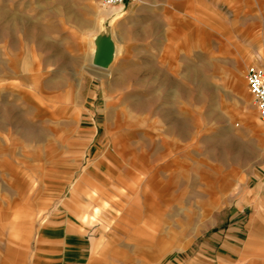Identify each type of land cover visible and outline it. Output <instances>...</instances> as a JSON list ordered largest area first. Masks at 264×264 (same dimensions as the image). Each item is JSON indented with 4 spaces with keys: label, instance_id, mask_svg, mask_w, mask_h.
Instances as JSON below:
<instances>
[{
    "label": "rangeland",
    "instance_id": "374dc122",
    "mask_svg": "<svg viewBox=\"0 0 264 264\" xmlns=\"http://www.w3.org/2000/svg\"><path fill=\"white\" fill-rule=\"evenodd\" d=\"M263 17L264 0H0V264H264L246 83Z\"/></svg>",
    "mask_w": 264,
    "mask_h": 264
},
{
    "label": "built area",
    "instance_id": "2783aa9c",
    "mask_svg": "<svg viewBox=\"0 0 264 264\" xmlns=\"http://www.w3.org/2000/svg\"><path fill=\"white\" fill-rule=\"evenodd\" d=\"M139 0H102L105 8H115L127 4H136ZM246 83L252 95L258 115L264 121V69L252 66L246 73Z\"/></svg>",
    "mask_w": 264,
    "mask_h": 264
},
{
    "label": "bare ground",
    "instance_id": "6f19581e",
    "mask_svg": "<svg viewBox=\"0 0 264 264\" xmlns=\"http://www.w3.org/2000/svg\"><path fill=\"white\" fill-rule=\"evenodd\" d=\"M117 19H121L122 15L118 14L116 15ZM111 17V16H110ZM115 18V17H114ZM116 33L113 30V32L110 34L108 31H106L105 29H101L95 36L93 39V50H92V55H91V62L93 64V60H94V56H95V52L98 48L99 45L102 44L103 40L105 39H110L111 38V42L114 46V53H113V60L110 63V65L106 68V72L110 71V69L112 68V66L115 64L118 54L120 53V48L118 46V42L116 41ZM101 69V68H100ZM231 130V129H230ZM232 143V142H231Z\"/></svg>",
    "mask_w": 264,
    "mask_h": 264
},
{
    "label": "water",
    "instance_id": "95a60500",
    "mask_svg": "<svg viewBox=\"0 0 264 264\" xmlns=\"http://www.w3.org/2000/svg\"><path fill=\"white\" fill-rule=\"evenodd\" d=\"M114 46L110 39L103 40L102 44L98 46L93 65L96 68L106 69L113 60Z\"/></svg>",
    "mask_w": 264,
    "mask_h": 264
},
{
    "label": "crops",
    "instance_id": "0c3cea01",
    "mask_svg": "<svg viewBox=\"0 0 264 264\" xmlns=\"http://www.w3.org/2000/svg\"><path fill=\"white\" fill-rule=\"evenodd\" d=\"M127 5H132V4H127ZM127 5H124L123 7L127 6ZM115 10H118V9H115ZM201 15V14H200ZM200 15H194L192 13V10H190L189 12L186 13V16L189 17L190 19H193V18H197V17H200ZM254 19V18H253ZM252 20V19H251ZM263 20H264V17H263Z\"/></svg>",
    "mask_w": 264,
    "mask_h": 264
}]
</instances>
